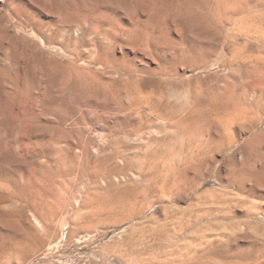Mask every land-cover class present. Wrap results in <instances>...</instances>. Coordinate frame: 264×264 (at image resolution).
<instances>
[{"label":"rangeland","instance_id":"obj_1","mask_svg":"<svg viewBox=\"0 0 264 264\" xmlns=\"http://www.w3.org/2000/svg\"><path fill=\"white\" fill-rule=\"evenodd\" d=\"M1 64L0 264H264V0H0Z\"/></svg>","mask_w":264,"mask_h":264},{"label":"bare ground","instance_id":"obj_2","mask_svg":"<svg viewBox=\"0 0 264 264\" xmlns=\"http://www.w3.org/2000/svg\"><path fill=\"white\" fill-rule=\"evenodd\" d=\"M27 2H28V1H27ZM28 4H29V3H28ZM9 5H10V3H9ZM12 6H13V5H12ZM12 9H13V7H12ZM32 11H33V10H32ZM27 12H28V11H27ZM28 13H29V12H28ZM23 21H24V20H23ZM76 24H77V23H76ZM76 24H75V25H76ZM59 28H60V30H62V31L71 32V34H72V35H75V36H76V34H78V31H79V30L77 29V28H78L77 26H76L75 28H73L72 26H64V25H63V26H60ZM64 33H65V32H64ZM68 34H69V33H68ZM71 34H70V35H71ZM65 35H66V34H65ZM67 36H68V35H67ZM69 37H70V36H69ZM74 39H75V37H74ZM6 68H7L6 65L1 64V65H0V73H1L2 71L7 70ZM4 73H5V72H4ZM1 74H2V73H1ZM3 75H4V74H3ZM5 76H6V75H5ZM6 77H7V76H6ZM6 87L12 89L10 84H5V88H6ZM255 87H256V86H255ZM13 90H14V89H13ZM249 109H250V108H249ZM241 112H242V111H241ZM241 121H242V120H241ZM253 124H254V123H253ZM257 186H258V185H257ZM163 187H164V186H163ZM161 190H162V189H161ZM163 191H164V190H163ZM168 191H169V190H168ZM165 193H166V192H165ZM163 195H164V194H163ZM161 197H163V196H161ZM150 205H151V204H150ZM150 207H151V206H148L149 209H150ZM146 211H147V209H146Z\"/></svg>","mask_w":264,"mask_h":264}]
</instances>
